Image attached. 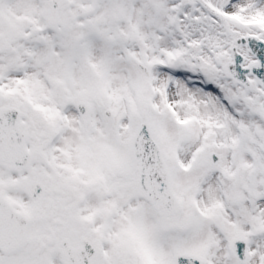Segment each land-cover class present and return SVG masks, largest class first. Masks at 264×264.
Wrapping results in <instances>:
<instances>
[{
  "label": "snow or ice",
  "instance_id": "1",
  "mask_svg": "<svg viewBox=\"0 0 264 264\" xmlns=\"http://www.w3.org/2000/svg\"><path fill=\"white\" fill-rule=\"evenodd\" d=\"M0 264H264V0H0Z\"/></svg>",
  "mask_w": 264,
  "mask_h": 264
}]
</instances>
